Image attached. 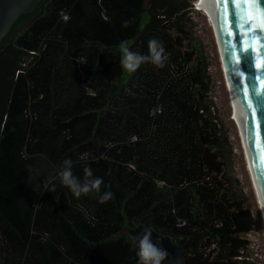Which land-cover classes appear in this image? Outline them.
I'll return each mask as SVG.
<instances>
[{
    "label": "trees",
    "instance_id": "1",
    "mask_svg": "<svg viewBox=\"0 0 264 264\" xmlns=\"http://www.w3.org/2000/svg\"><path fill=\"white\" fill-rule=\"evenodd\" d=\"M193 1L42 0L0 42V264H138L143 233L124 232L139 225L191 264H246L253 220L223 178L207 58L183 39ZM153 38L165 66L123 70L121 43L148 55ZM65 159L102 178L100 193L63 186Z\"/></svg>",
    "mask_w": 264,
    "mask_h": 264
},
{
    "label": "water",
    "instance_id": "2",
    "mask_svg": "<svg viewBox=\"0 0 264 264\" xmlns=\"http://www.w3.org/2000/svg\"><path fill=\"white\" fill-rule=\"evenodd\" d=\"M41 1L0 0V42L17 19L21 15L33 13ZM210 2L213 5L259 197L264 208V80L256 79L257 76L264 78V39L257 34L259 26L264 24V10H261L264 9V4L257 9L253 4L245 3V0H234V7L229 5L227 9H223L217 0ZM250 25L254 27V31L249 30ZM238 40H243L244 48L255 50V56L251 50L248 53L242 51L239 65L235 63ZM256 65L260 67L257 68ZM147 231L159 239L165 251L170 254V259L162 264H191L183 253V248L170 237L163 236L145 225H139L131 232L138 236Z\"/></svg>",
    "mask_w": 264,
    "mask_h": 264
},
{
    "label": "rangeland",
    "instance_id": "3",
    "mask_svg": "<svg viewBox=\"0 0 264 264\" xmlns=\"http://www.w3.org/2000/svg\"><path fill=\"white\" fill-rule=\"evenodd\" d=\"M182 20L186 24L188 32V36L183 38L184 42L194 39L207 58L208 71L212 81V90L209 95L215 106L213 111L220 117L223 130L230 143V151L223 166V178L229 182L236 195L243 199L244 206L250 212L253 220V229L243 236L245 248L241 251L240 259H243L246 264H264V221L260 202L256 198L255 186H253L249 172L242 133L232 118L233 108L215 33L211 27L210 19L198 10L187 11ZM124 233L127 236L133 235L129 230Z\"/></svg>",
    "mask_w": 264,
    "mask_h": 264
},
{
    "label": "clouds",
    "instance_id": "4",
    "mask_svg": "<svg viewBox=\"0 0 264 264\" xmlns=\"http://www.w3.org/2000/svg\"><path fill=\"white\" fill-rule=\"evenodd\" d=\"M199 1L201 0L193 1V8L208 16L209 14L207 9H201L199 6ZM207 1L208 0H205V3ZM129 23V21H124L122 26L126 28L129 26ZM120 49L121 67L123 70L129 73L135 72L144 63H152L158 68H163L165 66L166 57L164 55V46L162 42L155 38L151 39L148 43V55H141L139 53L132 52L127 47L126 42L121 43ZM232 118L235 119V113L232 114ZM72 168V160L65 159L63 161L62 169L58 173V176L60 183L70 189L75 197L79 198L81 195H88L93 192L100 193L101 186L103 185L104 181L100 177H95L90 167L84 168L83 180L74 175ZM42 187L46 192L55 191V185L52 183L51 178L45 179L42 183ZM112 198V192H104L103 194L99 195V203H107ZM133 246L138 249L136 252V255L138 257V264H162V261H164L167 257V252L152 242V235L150 231H147L141 236L135 238Z\"/></svg>",
    "mask_w": 264,
    "mask_h": 264
},
{
    "label": "bare ground",
    "instance_id": "5",
    "mask_svg": "<svg viewBox=\"0 0 264 264\" xmlns=\"http://www.w3.org/2000/svg\"><path fill=\"white\" fill-rule=\"evenodd\" d=\"M204 5L205 6L203 7V10L207 9V11H208L209 15L207 17L210 19L211 27L213 28V31L215 33L218 46L220 47L219 54H220V58H221L222 66H223V71H224V75H225L226 84L228 86V91H229V95H230V98H231V105H232V108H233L232 110L234 112V109H235V113H236V118L235 119L233 118V119L235 120V122L237 124V127H239V130L242 133L243 147H244V150L246 149V151H245L246 160H247L249 172L251 174V178L253 180V186H255L254 190H255V193H256V198L260 202L259 205H260V209H261V213H262V217H263V221H264V208H263V204L261 202V199L259 197L256 176H255L254 168H253V165H252L250 153L248 152V149H247V145H246V141H245V135H244V129H243L242 121H241L240 114H239V111H238V106L236 104V98H235L234 89L232 87L231 77H229L228 67H227V63L225 61V52H224V48H223V45H222V42H221V38H220L219 33H218V25H217V21H216V17H215L214 11H213V5L211 4L210 0H208L206 3H204Z\"/></svg>",
    "mask_w": 264,
    "mask_h": 264
},
{
    "label": "snow or ice",
    "instance_id": "6",
    "mask_svg": "<svg viewBox=\"0 0 264 264\" xmlns=\"http://www.w3.org/2000/svg\"><path fill=\"white\" fill-rule=\"evenodd\" d=\"M217 2L222 6L223 9H227L229 5H232L233 7L235 6L234 0H217ZM245 3H251L254 6H256L257 9H260V6L262 4H264V0H245ZM261 10H264V9H261ZM221 19H223V15L221 16ZM241 19H242V17H241ZM249 30L250 31H254L255 29H254L253 26L250 25ZM257 34L260 35L262 39H264V24L259 26V31H258ZM230 35H232V33H230ZM236 43H237L238 51H237V54H236L235 63L237 65H239L240 62H241V52L242 51L244 53H248L249 50H251V52L255 56V50L247 49V48L243 47V40H238V41H236ZM256 67L259 68L260 65H256ZM241 75H243V74L241 73ZM256 79L257 80H264V78H262L260 76H257Z\"/></svg>",
    "mask_w": 264,
    "mask_h": 264
}]
</instances>
